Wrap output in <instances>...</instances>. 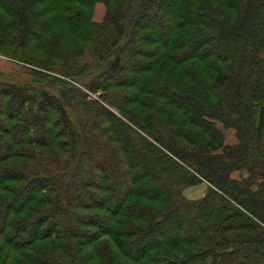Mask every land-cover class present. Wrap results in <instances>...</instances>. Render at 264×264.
<instances>
[{"label": "trees", "instance_id": "trees-1", "mask_svg": "<svg viewBox=\"0 0 264 264\" xmlns=\"http://www.w3.org/2000/svg\"><path fill=\"white\" fill-rule=\"evenodd\" d=\"M0 10V264H264V0Z\"/></svg>", "mask_w": 264, "mask_h": 264}, {"label": "rangeland", "instance_id": "rangeland-1", "mask_svg": "<svg viewBox=\"0 0 264 264\" xmlns=\"http://www.w3.org/2000/svg\"><path fill=\"white\" fill-rule=\"evenodd\" d=\"M2 15L7 18L10 19L9 14H7L6 12L0 10ZM106 5L102 2L97 3L94 9V15L93 18L97 23H101L106 15ZM58 26L54 29L51 30V33H56L59 34L61 33L64 29H66V25L63 22H60L59 24H57ZM27 68V65L22 62L17 60L16 58H12L9 56V54L6 53H2L0 54V74L5 75V77L14 80V81H20L23 82V80H27L28 79V75L25 73ZM75 84H78L75 82ZM85 92L87 94H89V97L91 100H99L100 96L99 94H93V93H89L87 92V90L85 89ZM100 101V100H99ZM116 111V110H115ZM123 118V117H122ZM125 121L126 119L123 118ZM224 134L225 140H226V144L230 147H234L236 145L239 144L237 137H236V132L234 129L232 128H226L222 123H217L216 125ZM136 130V129H135ZM136 132L139 133L138 130H136ZM142 135L147 136V134L141 132ZM149 139L151 141H153L150 137ZM2 151H4L2 149ZM234 178L240 179L239 177V173H234L233 174ZM115 188L118 189V187L116 186ZM209 188V184L205 181H201V183L193 186V187H189L186 189L185 196L188 199L191 200H198L202 197H204L207 193V190ZM109 242V238L104 240V243ZM103 244V242H102ZM48 262L50 264H52L54 261L49 259ZM56 264V263H54Z\"/></svg>", "mask_w": 264, "mask_h": 264}]
</instances>
